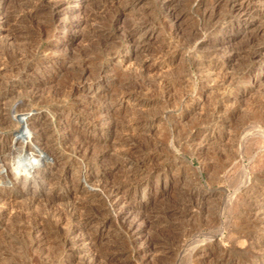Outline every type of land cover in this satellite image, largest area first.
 I'll use <instances>...</instances> for the list:
<instances>
[{
	"label": "bare ground",
	"instance_id": "1",
	"mask_svg": "<svg viewBox=\"0 0 264 264\" xmlns=\"http://www.w3.org/2000/svg\"><path fill=\"white\" fill-rule=\"evenodd\" d=\"M81 1L82 0H39L38 3L32 6V5H27V2L23 4H21L22 3L21 2L18 4L17 2H15V0H0V18L2 17L1 19H3V20L0 19V25L4 26L3 23L7 25L8 21L10 22V20L11 21L13 20V22H15L16 24L18 22L24 23L15 27H12L11 25V27L7 29V32L3 33V37L1 36L3 38L2 40H4L5 43L11 42L14 44V42L12 41L21 36L23 37V35L26 36L27 34L28 36V34L34 33L38 37L44 35L48 36L52 34L55 29H60L62 32H64L65 37L67 39H71V40L86 39L89 37L91 33L90 26H91V22L95 20V17L92 16L91 14L89 15L88 13L84 15L82 14L81 8L77 9L76 7L77 5L75 4L81 3ZM117 1L122 2L120 8L122 11L128 8H134L135 3L137 2V0H117ZM160 1L163 7V14L159 21L160 28L168 24L170 26V30L173 29L174 33H176V30L181 27L178 23L179 17L182 12L180 1L179 0H160ZM193 3L195 4L194 6L195 9L192 8L195 11L193 18L194 21L186 29V32L184 31L182 32L186 33L185 34L187 37L186 45H188L191 48L190 50L195 51L193 55L197 54L193 59L194 62L192 60V62L195 64L194 66H196L197 70H199L198 76L194 75V77H197L196 81H201L202 83L204 82L207 85L209 82L213 81L214 83L213 86L217 87V90L218 87L222 86L225 82L226 83L228 82L227 84H229L228 86L230 87L237 86V87L246 88V85L248 83L245 81V78L249 75L258 76L259 73H261L264 70V21H263L264 0H195ZM135 18L137 17L135 16ZM148 19L149 18L136 19L137 20V21L135 20L136 23L132 24V26L125 27V25H122L120 27V33L117 32L119 33L118 38L120 37L121 39H123L127 46V49L130 50V58L135 53L139 54L141 58L137 60V62L135 60L136 63L133 62L134 63V66H132L133 69L130 68V70L132 69L131 72L134 73L133 75L132 74L131 75L129 74L130 76L125 75L123 76L124 78L120 76V78L122 79L118 78L119 80H114L115 78L113 79L116 88L114 87V85L112 87H114L116 90L112 89V92L108 93L107 97H103L101 103L105 107V109L101 111L99 114L94 113V111L92 110L93 107L90 108L87 107V105L78 106V107L77 106L68 107L66 103L63 104L65 102L64 98L72 96L75 93V90H77L76 87L73 85V81L74 82L81 81L85 76H87L86 74L89 73L94 74L95 77L96 75H99V73L101 72L102 70L101 67H98L94 63L93 64L97 66L96 68L89 67V65L92 63V60L86 59L87 57L81 58V60L77 64L74 63L73 68L70 69L71 70L69 72L70 75L67 74L69 75L68 79L71 82H69L70 84H68V91L65 92V94L59 89L54 90L56 89L54 88L53 90H49V91L45 90L47 91L45 95L42 87L46 83H48L49 80H47L46 77L45 78L39 77L40 79H34V78L30 79L28 77V74L26 73L29 70L26 72L23 71L19 72L20 74L17 75V77H20V79L22 80H19L18 78L15 79V77L14 78L6 77L7 78L6 81L3 79L5 81L3 85L4 87L3 90H0V224H2V226L5 225L6 229L9 227L10 224L11 225L10 228L12 229V231L28 238L29 241L28 245L32 248L31 250H33V248L34 250L40 249L46 252L48 249L52 250L50 249L52 248L51 246L56 244V243L52 244L53 243L52 241H55L54 238H57L59 240V244L61 245V252H64V254L67 253L68 256L72 252L71 248L74 247L75 243L69 241L67 242L65 237H67V235L68 237H70L69 236L70 234H72L73 237L74 235L76 236L77 234L78 237L80 236L79 234L81 235L86 234L87 240H89L88 243L86 242L87 244L86 251L88 250L89 254L87 252V254L85 253V257L80 256L83 258L80 257L79 258L82 260L85 259L86 264H99L93 249L95 245L98 244V241H100L104 237L105 232L101 229V227L98 229L97 226L94 230L92 229L93 230L92 232L85 231L87 226L90 225L91 222L93 223V221L98 220L99 217H101L102 219L101 222L102 225H104L105 221L109 218L110 220L118 219L120 221L126 222L128 220V217L133 216L131 220H135L136 218H138L140 221V219L143 218L144 216L143 212L145 211L141 207H138L135 204H134L135 206H132L133 209H130L131 207L128 208L127 205L135 202L136 198L145 199L148 203L151 201L154 202V200L158 199L159 196L163 195L166 192V190L164 192L162 190V193L160 192V194L159 193L152 194L151 191L146 189V186L150 184L151 182L150 177L153 174L154 176L156 175V177H159L161 173L167 174L168 171L172 169L171 166H167L166 164L164 165L163 162L160 161V155H159L160 152L158 151L160 146L159 144L162 141L164 142V140H161V138H163V136L167 135L168 133L167 134L163 133L164 134V135L162 134L163 136L160 133L161 136L160 135L159 136L161 138H159L157 142H155L156 139L155 138L154 139L155 143L154 142L152 143L151 141L152 137L150 135H147L148 133L146 135L143 134V132L145 130L148 132L151 129L152 124L157 119V117L154 115L151 116L149 114L151 118L148 119L150 116L148 117L147 115H145L146 114L144 113L145 111H142L144 107L141 109V111H139L140 110L139 107L142 104L148 102L146 98L145 99L141 98L142 96L140 93L144 92L145 94L147 92L148 94L149 93L151 94V92L149 91L152 89H153L152 91H154V89H157L158 93L159 90L162 89V95L161 97H158V99L167 102V104L168 102L170 103L172 101L174 104L175 95L171 93V90L174 89L175 86L178 85V83L175 85V82L169 83L160 80L161 78L160 79L155 78L154 77L155 75L153 76L155 66L153 65L152 62L153 60L155 61V58L159 57L160 59V57H163L164 55L175 51V49L171 47L172 48L171 50L168 44L167 45L161 44L160 46L158 45L157 47L155 45L154 47L148 43V41H150L149 40L150 36L152 35L151 32L152 29L157 28V26L154 24L156 20L153 22ZM54 22L55 24L53 25ZM73 23H77L76 24L77 27L80 28L78 30L71 29V25ZM225 23H226L225 26L226 28L224 34L226 36L217 35L215 31H217V28L218 29L220 27L222 28V25ZM249 29L251 30L253 29L254 30L253 33H251V31L250 33H248ZM168 30L169 27L167 28V32ZM170 30L169 32H171ZM230 35L236 37V40H238L237 43L238 45H234L233 42L229 41L228 36ZM202 36L207 37V39L205 40L201 39ZM156 38L158 37L156 36ZM182 38L181 40L183 41ZM257 38H259V41L258 40L255 41V39ZM114 40L115 39H112L113 42H115ZM170 40H172V37ZM179 40L180 39H178V42ZM23 41L26 42V39ZM180 42L179 44H181ZM115 43L111 44L112 47L111 46L110 47L113 49L118 47V43L117 44ZM107 49H106V53L108 51ZM116 49L113 51L115 52ZM198 51L201 53L199 54L196 53ZM217 57H220V59H218ZM130 58H126L124 60L121 59L122 60L121 62L124 63V61H127ZM6 59L7 57L0 58V68L2 67L0 69L1 76L3 75L2 72L7 73L8 71H10L8 72L10 73L9 75L10 77L13 74V73L11 74V71L13 70L16 71L15 69L18 70V67H21V70L22 67L23 68L27 67L28 69H30L29 66L31 62L29 63L25 61L24 58L22 57L18 58V60L16 57L15 61L17 62L10 66L7 65L8 62H6L7 61ZM234 61H236L237 63H235ZM62 67L63 66H55L53 64L50 67L45 66L44 69L42 68L43 70L38 68L39 70L37 69L36 71L43 73L45 70H48L49 72L53 71L54 74L55 73L64 74V72H62L63 69ZM34 70H30V71L36 73ZM157 76L158 75L156 74V77ZM183 76L185 77V75ZM217 78H220V82L217 81ZM182 79L184 78L182 77ZM0 81L2 82L1 79ZM154 82L157 84V86L154 85L155 84ZM8 85L9 87H7ZM228 86H224L225 87L224 90L222 89L223 86L221 87V89L219 88L220 90H222L220 92L221 96H218L215 103H213L215 105L212 108L213 109L212 112L209 111L211 114L209 117H207V119L208 118L209 119L205 120L206 123L202 121L205 124L201 126L199 125L200 127H195L190 131H188L189 132L188 135L186 137L184 136L185 138L183 137V139L182 138L179 139V136L177 137L173 132L167 135L170 136L169 145L173 151H177V150L179 151L180 149L182 150L184 146L185 147L189 146L193 141L199 145L200 143H204L205 141L211 139H214L215 141L216 140L215 137L219 140L220 138L225 137L227 131L226 130L227 127L225 128L226 117L235 115L237 111V106L235 104L237 102L233 98L234 94L232 93L233 96H231V92L228 89L226 90V87ZM40 89L43 90V92L40 91ZM19 91L27 92V96L25 98L23 97L24 99L21 100L22 102L20 101L16 105L12 104L10 107H7L5 101H9L7 99H11L14 96V94ZM186 92L183 94H178L180 95V98H178L180 103L191 97V94ZM209 93H211V91ZM175 94L177 93L175 92ZM215 94H218L217 91ZM151 96L154 97L153 95ZM155 99L157 98L155 97ZM98 100L97 103L100 101ZM175 100L177 102V99ZM62 101L64 102L62 103ZM43 106L45 108H43ZM11 109H13L12 111H14L15 116H12L7 112V110H11ZM128 111L130 113H133V115L130 114L132 116L130 117L128 116V118L126 119H121L123 113H125L124 115L125 117L126 114L128 115V113H126ZM17 113L20 115H18ZM121 113L122 116H120ZM145 116H147L148 118H145ZM60 117L63 118V120H61V122L63 121V123L57 125L56 119ZM101 119L104 120L102 121ZM255 126L252 128H255ZM258 128L259 130L262 129L260 127ZM258 128L256 130H258ZM252 131L254 130L252 129ZM262 131L264 130L262 129L261 133H263ZM258 132L260 133V131ZM255 135L253 136L254 138ZM167 136H165V139ZM229 137L227 138L230 139ZM106 139H111L113 141L112 145L115 148L116 151L115 153L119 155L118 161L111 163L109 162L110 153L108 151V148L106 147H102L103 148L102 150H99V152L96 151L94 155L92 154L91 156L92 157L94 156L93 158L89 155L91 154V152L93 153V149L94 147H96L98 142H100L101 140H103L104 142V140ZM263 142L264 141H262V143ZM104 145L105 144H103V146ZM191 150L188 151L184 149L182 151L184 154L187 152L193 154L202 151L196 147L193 148L192 151ZM221 153H222V149H221ZM214 154H216V152ZM239 154H241L240 151ZM238 155H236L237 158ZM229 158H231V162H232L233 157H228V159ZM237 160H238L237 165L241 169L242 176L240 175V178L241 177L242 179L243 177L246 178L245 181L242 182L243 184H241V186L239 185L241 188L243 187V189H245L243 192L240 191L241 193H243V197L249 199L246 218L250 223V225L253 227L251 230L248 229L246 230L248 231L246 234V238L247 240H249L248 242L249 247L247 248L251 249V253L254 251L252 258L250 259L249 262L247 261L248 262L247 264H264V239L261 237L264 234L263 232L259 233L258 231H256V228L259 226L260 229H262L261 228L262 223L264 227V182L260 181L259 186H256L254 184L255 179L253 178L255 177V173L253 172L252 168L254 167L255 164L253 165L252 168L248 166L244 162L243 154H241ZM252 160L253 162H255L256 158ZM76 163L79 164L77 165L78 168L73 169L72 166L73 164H75L74 166H76ZM148 163L150 167L146 168V164L148 165ZM232 164H234V162ZM99 166L102 167L106 166L108 167V169L106 170L103 169L104 171L95 170V168ZM122 170L124 171V175H123L124 179L121 182L119 181V184L115 183L114 180H110V179H109L110 181L107 180V178L110 175L113 176L115 172H119ZM71 177H74L73 182ZM256 181L257 180H255V182ZM142 185L143 188L140 190L139 187ZM31 187H34V190L32 189L33 190L32 195L28 196L29 194L27 195V193H29ZM46 187L50 192L45 193L42 196L43 198L39 200L40 198H38V196L35 195L36 192L34 193V191L36 189L42 190ZM28 189L30 190L28 191ZM55 189L56 190L59 189L60 193L56 194V191H54L55 193L52 192ZM188 189L189 188H187V190L184 191L181 188L180 192L184 196H188L189 200L193 204V205L191 204L192 206H194V204L195 206L196 205L199 206L202 202L201 200H203L202 199L203 197L213 194V192L202 193L198 190L193 191L191 189L190 190ZM131 190H133V197H131L130 199L129 193L132 192ZM22 197L23 198L26 197L24 198L26 202L24 203L22 200L19 199L20 201L23 202V205L22 203L21 205L19 204L20 206L16 205L15 203L17 202L19 203L17 199L18 198L23 199ZM178 203L180 204V202ZM186 205H184L183 207H185ZM186 208H188V206ZM142 221L143 222L141 224L131 225L125 232V234H127L126 237H132V236L134 237V235L139 236L140 233L142 234L144 228H146L145 225L147 223V219H144ZM6 225H8V227ZM124 226L127 227L126 224ZM5 227L4 228L1 227V229L2 230L4 229L6 231ZM10 228L8 231L9 235L10 232H12ZM123 231H125V228ZM52 237L54 238L51 241ZM134 241L132 244H134ZM144 242H146V244L148 243L147 245L148 247H144V249L142 250L145 252L144 254H146L153 249L154 244L150 243V240L148 242L147 240ZM45 244L46 246L47 244H50L48 245L49 248L47 247L48 249L45 247ZM111 249H113V247ZM127 249H131V248H127ZM117 250L120 249L117 248ZM247 251L249 250L247 249ZM196 253L202 254L201 250L199 249L196 250ZM57 254L59 255L60 253L57 252L56 255ZM108 254L109 255L107 257L109 259H113L116 256L114 251H111ZM45 255L46 254H44V256ZM56 257L58 260H54V262L49 261L46 264H66L59 261L60 256L59 257L56 256ZM230 258H225L224 260L221 259L219 264H234V260ZM3 259L4 258H2V260ZM45 259L48 258L46 257ZM5 261L4 260L1 261L2 264ZM103 261L106 262L105 260ZM7 262H8L7 264H14V263H10L9 261ZM81 262L83 263V261ZM106 264L109 263L106 262Z\"/></svg>",
	"mask_w": 264,
	"mask_h": 264
},
{
	"label": "rangeland",
	"instance_id": "2",
	"mask_svg": "<svg viewBox=\"0 0 264 264\" xmlns=\"http://www.w3.org/2000/svg\"><path fill=\"white\" fill-rule=\"evenodd\" d=\"M38 1L37 0H22V1L15 0V2H17L18 4L21 2H22L21 4L27 2V5H32V6L35 5L36 3H38ZM179 1H180V6L182 8V12H181V15L179 17L178 23L181 27L176 30V33H174L173 29L170 30V26L168 24L166 26H163L160 28V22L159 21L162 17V14H163V7H162V3L160 0H157V1L156 0H137V2L134 5V8H128V9H125L123 11L120 9L122 2H119L117 0H85V1L82 0L81 3L75 4V5H77L76 6L77 9L81 8L82 14H84V15L88 13L89 15L91 14L92 16L95 17V20H93L91 22V26H90V32H91L89 35L90 38L89 37L86 38L87 40L86 39H82V40H80V39H77V40L76 39L75 40L67 39L65 37L64 32H62L60 29H55L54 32L48 36L44 35V36L38 37L36 34L31 33L32 35L28 34V36H27V34H26V36L23 35V37L21 36L19 38L14 39L12 41V42H14V44L11 42H10L11 44L5 43V41L2 40L3 39L2 38L3 33L4 32L6 33L7 29L10 28L11 25H12V27H15V26H19L20 24H24V23L18 22L19 24L18 23L16 24L15 22H13V20L12 21L10 20V22L8 21L7 25L5 23H3L4 26L0 25V29H1L0 30V38H1L0 39V58H6L7 57L6 62H8L7 63L8 66L13 65L17 62V61H15L16 57H17V60H18V58L22 57V58H24L25 61H27L29 63L31 62V63L29 66L30 69H28L27 67H24V68L22 67V70H21V67H18V70L15 69L18 73L13 70L14 72L11 71V74L12 73L13 74L10 77H9L10 73H8L10 71H8L7 73L2 72V74H3L2 76L0 73V77H1L0 79L2 80V82L0 81V84H1L0 90H3V87H4L3 85H4V82L6 81L7 78H11V77L14 78L15 77V79L18 78L19 80H22V79H20V77H17V75L20 74L19 72H22V71L26 72L28 70L30 71V70L35 69L34 71L36 73H34L33 71H30V72L28 71L26 73L28 74V77L30 79H33V78L34 79H40L42 77L43 78L46 77V79L49 80V82L46 83L42 87L44 90V94L49 90H53L54 88H56L54 90L59 89L60 91L64 92V94H65V92L68 91V84H70L69 82H71L68 79L69 78L68 76L70 75L69 72L71 71L70 69L73 68V64L74 63L77 64L81 60V58L87 57L86 59L92 60V63L89 65V67L90 68H96L97 66L101 67V69H102L101 72L99 73V75L95 76L96 78L94 77V74L89 73V74H86L87 76H85L81 81H78V82L73 81V85L76 87L77 90H75V93L72 96L65 97L64 98L65 102L62 101V103L63 102H64L63 104L66 103V105L68 107H74V106L78 107V106L87 105V107H90V108L93 107L92 110L94 111V113L99 114L101 111H103L105 109V107L101 103V100L103 99V97H107V94L111 93L112 89L116 90L115 89L116 87L114 85V80L122 79V78H124L123 76H125V75L126 76H128L129 74L133 75L134 73L131 72L133 69L132 66H134V63H136L137 60H139L141 58V56H139V54H136V53L135 54L133 53L134 55H132L130 58V50L127 49V46H126L124 40L121 39L120 37L118 38V34L120 33V27L122 25H125V27L132 26V24L136 23V21H137L136 19H139V18H141V19L149 18L148 20L153 21V22L156 20L154 22V24L157 26V28L152 29V31H151L152 35L150 36V39H149L150 41H148V43L154 47H155V45L157 47L158 45L160 46L161 44H165V45L168 44V46H170L171 50H172V48L175 49V51L170 52L169 54H166L163 57H160V59H159V57H157V58H155V61L153 60V62H152V60H151V62L155 66L153 76L155 75L154 76L155 78H158V79L161 78L160 80L166 81L169 83L175 82V85L178 83V85H176L177 88L175 86V88H174L175 91H174V89L171 90V93L176 96V97L174 96V98L177 99V102L174 99L175 105L173 104L172 101L170 103L168 102V104H167V102H164V101L158 99V97H161V95H162V89H160V88H159L160 89L159 93L161 92L160 94L157 92L158 91L157 89H154V91H152L153 89L150 90L149 92H151V94L150 93L148 94L147 92L145 94H144V92L140 93L142 96L141 98H144V99L146 98L148 100V102H146L145 104H142L139 107L140 108L139 111H141V109L144 107L142 109V111H145L144 112V113H146L145 115H147L148 117L150 115L151 116L154 115L158 119V120L156 119L153 122L151 129L148 132L145 130L143 132V134L146 135L148 133L147 135H150L152 137L151 138L149 136L152 139L151 140L152 143L154 142L155 138H156L155 142H157V140L159 138H161L160 136L163 133H165V134L168 133L167 135H169V134H171V132H173L177 137L179 136V139H181V138L183 139L184 136L186 137L188 135V133H189L188 131H190L191 129H193L195 127H200L201 125L206 123L205 120L209 119V118L207 119V117L210 116V114H211L210 112H212V110H213L212 108L215 105L213 103H215L218 96H221L220 95L221 94L220 92L222 91V90H220L221 87L223 86L222 89L224 90V88H225L224 86H228L229 84H227L228 82L227 83L225 82L222 86H219L218 90H217V87L213 86V84H214L213 81H211L212 84H211V82H209L208 85L204 82L202 83L201 81H196L197 77H194V75L198 76L199 70H197L196 66H194L195 64L193 63L194 62L193 59L197 54L193 55L195 53V51L190 50L191 48L188 45H186L187 44L186 43L187 37L185 35L186 33H184V32H186V29L190 26V24L194 21L193 18H194V14H195V11H194L195 4L193 2L195 0H179ZM65 5H67V4H65ZM83 8L85 11L83 10ZM192 8H194V9H192ZM130 9H132V10H130ZM65 13H66V11H65ZM141 14L142 15L144 14V15L142 16ZM63 15H65V14H63ZM108 15H109V17H108ZM135 16L137 18H135ZM1 20H3V19H1ZM189 20H190V22H189ZM263 21H264V18H263ZM54 24H55V22L53 23V25ZM76 24L77 23H73L71 25V29H77L78 30L80 27H77ZM7 26H9V27H7ZM225 26H226V23L222 25V28L221 27L219 29L217 28V31H215L216 34L219 36H226L224 34L225 28H226ZM168 27H169V30L171 31V32H169V30H168V32L170 34L167 32ZM165 28H166V30H165ZM182 31H184V32H182ZM250 31H251V33H253L254 30L249 29L248 33H250ZM117 32H119V33H117ZM178 33H179V36H178ZM171 34H173V35H171ZM156 36L158 38H156ZM184 36H185V38H184ZM171 37H172V40H170ZM180 37L181 38L183 37L182 38L183 41L181 40ZM22 39L23 40L26 39V42L23 41ZM112 39H115L114 41L116 43L113 42ZM178 39H180L179 42L182 41V42H180L181 44H179ZM201 39L205 40V39H207V37L202 36ZM228 39L230 42H233L234 45H238L237 44L238 40H236V37L230 35V36H228ZM20 40H22V41H20ZM174 40H176V41H174ZM257 40L259 41V38L255 39V41H257ZM110 42H112V43H110ZM170 42L172 45L170 44ZM113 43H115V44L118 43V47H116L117 49L111 48L112 47L111 44H113ZM186 46H188V47H186ZM106 49L108 51H110L111 53L108 51L106 53ZM115 49H116V51L114 52L113 50H115ZM178 49H180V50H178ZM176 50H178V51H176ZM108 53H110V54H108ZM196 53L199 54L201 52L198 51ZM78 55H81V56H78ZM19 56H21V57H19ZM13 57H15V58H13ZM75 57H76V59H75ZM126 58H130V59L127 61H124V63L121 62L122 60H124ZM217 58L220 59V57H217ZM135 60H136V62H135ZM192 60H193V62H192ZM131 61H132V63L133 62L134 63L132 64ZM236 61H234V62L237 63ZM93 63L97 66H95ZM53 64L55 66H63L62 72H64V74L63 73H59V74L55 73L54 74L53 71L49 72L48 70H45L43 73L36 71L38 68L44 69L45 66L50 67ZM130 68H132V69L130 70ZM155 69L157 70V72ZM63 70H65L67 73ZM230 71H231V68H230ZM125 72H127L128 74ZM36 74L37 75L39 74V75L37 76ZM67 74H69V75H67ZM156 74L158 75L157 77H156ZM183 75H185V77ZM120 76H122V78H120ZM178 76L179 77L182 76L184 79H182V77L179 78ZM54 77H55V79H54ZM58 77H60V78H58ZM56 78H58V79H56ZM177 78H178V81H177ZM182 80H184V81H182ZM180 81H182V82H180ZM217 81L220 82V78H217ZM245 81L248 83L246 85V88L237 87V86L226 87V90L228 89L231 92V96H233L232 93L234 94L233 98L237 102V103H235L237 106V111H236L235 115L226 117L225 128L226 127L227 128L229 127V128L228 129L226 128L227 131H226L225 137L220 138V140L215 137L216 142L214 141V139H211V140L205 141L204 142L205 144L200 143L199 145L193 141V142H191V144L189 146H186V147L184 146V148H182V150L186 149V150L190 151L191 148L193 150V148L196 147L202 151L197 152V153H193V154H190L187 152L184 154L181 149L179 151L178 150L173 151L169 145L170 144V139H169L170 136H167L164 134H163L164 136L162 135L164 139L161 138V140H164V142L158 141V142H161L159 144L160 146L158 149V151L160 152V154H159L160 155V161L163 162L164 165L166 164L167 166H171L172 169L168 171V173H167L168 175L165 173L164 174L161 173L159 177H156V175L154 176V174H153L150 177L151 182L148 186H146V189L151 191L152 194H155V193L160 194V192L162 193V190H163V192L166 190L167 193L165 192L163 195L159 196L158 199L154 200V202L151 201L152 203L151 202L148 203L145 199H142V198L141 199L136 198L135 202L127 205L128 208L131 207L130 209H133L132 206L137 205L138 207H141L145 211V212H143V215L145 217L143 215L142 216L144 219H147V223L145 225L146 228H144L142 234L140 233L141 235L139 234V236L134 235V237L133 236L132 237H126L127 234H125V232L127 231V229L131 225L141 224L143 222L142 220H144L142 217H141L142 219H140V221H139L138 218H136L135 220H131L133 218V216H130V217H128V220L126 222L120 221L118 219L110 220V218H109L105 221L104 225H102V223H101L102 219H101V217H99L98 220L93 221V223L91 222L90 225L87 226L85 231H89V232L91 231L92 232L97 226L98 229L101 227V229L105 232L104 237L100 241H98L97 245H95V247H94L95 250L93 249V251L95 252L96 258L98 259L99 264H106V262L109 264H219L221 259L224 260L225 258H230V257H231L230 259L234 260V264H247L250 261L254 251L251 253V249L247 248V247H249V245H248L249 240H247V238H246V234L248 232L246 230L247 229L251 230L253 227L250 225V223L248 222V220L246 218L247 211H248L247 206L249 204V199L246 197H243V193H241V192H243L245 189H243V187L242 188L240 187L241 184H243L242 182L245 181L246 178H244V177H243V179H242V177L240 178L241 169L237 165V162H238L237 159L240 157L241 154H243L244 162L248 166H250L252 168L253 165L255 164L252 169H253V172L255 173V177L253 179L257 180L256 182L254 180V184L256 186H259L260 181L264 182L263 181L264 180V142L262 143V141H264V137H263L264 131H262L263 133H261V130L262 129L264 130V70L261 73H259L258 76L257 75L247 76L245 78ZM199 82L202 84H200ZM261 82H263V83H261ZM49 83H50V85H49ZM101 84H102V86H101ZM113 85L115 88L112 87ZM154 85L157 86L156 83ZM7 87H9V85ZM64 87H66L67 89ZM200 87H202V88H200ZM154 88H155V86H154ZM178 88H180V89H178ZM215 89H216L218 94H215L216 93ZM43 90L40 89V91H42V92H43ZM45 90H47V91H45ZM179 90L181 91V93ZM203 90H204V92H203ZM184 91L185 92L187 91L186 93L191 94V97L180 103L179 99H178V98H180V95H178V94H183V93H185ZM188 91H190V92H188ZM210 91H211V93H209ZM24 92L25 91L16 92L11 99H7L9 101L11 100L10 102L5 101V104H7L6 106L10 107L12 104H15V105L18 104L21 100H23L27 96V92H25V93ZM175 92L177 94H175ZM153 93L156 95H154ZM214 94H215V97H214ZM151 95H153L154 97H152ZM97 96H99V97H97ZM62 97H63V95H62ZM155 97L157 99H155ZM213 97L215 98V100ZM95 98H97V99H95ZM98 98L100 101L98 100ZM193 98H195V99H193ZM191 99H192V101H191ZM97 100L99 101L98 103H97ZM237 100H239V101H237ZM162 103H164V104H162ZM168 105H170V106H168ZM43 108H45V107L43 106ZM12 110L13 109L7 110V112L10 115L15 116L14 115L15 113ZM170 110H171V112H170ZM122 113L120 116H122ZM126 113H128V115L126 114V117H125L124 116L125 113H123V116L121 119H126V118H128V116L130 117L133 115V113H130L129 111ZM139 113H141V112H139ZM130 114H132V115H130ZM18 115H20V114H18ZM147 116H145V118H148ZM151 116L148 119H150ZM60 118L56 119L57 125L63 123V121L61 122V120H63V118H61V119ZM101 120L103 121L104 119H101ZM202 121L205 123H203ZM254 126H255V128H252ZM258 127L262 128V129L259 130ZM257 128H258V130H256ZM229 129H230V131H229ZM252 129L254 131H252ZM258 131H260V133ZM253 132H256V133H253ZM160 133H161V135H160ZM254 135H255V138L253 137ZM165 136H167L166 139H165ZM229 136H231V137H229ZM227 137H229L230 139H228ZM258 137H260V138H258ZM261 139H262V141H261ZM220 143H221V145H220ZM103 144H105L106 146L105 145L103 146ZM112 144H113V141L111 139H106V140H104V142H103V140H101L97 144L99 147L96 145V147H94V149H93V153L91 152V154H89V155L90 156L92 154L94 155V153L96 151L99 152V150L103 149L102 147H106V148H108V151L110 153L109 162L111 163V162L118 161L119 155H117V153H115L116 151H115V148L113 147ZM194 145H195V147H194ZM222 147H224V148H222ZM221 149H222V153H221ZM247 149H249V150H247ZM239 151L241 154H239ZM215 152H216V154H214ZM243 152L246 154H244ZM236 153H238L239 155ZM231 155H233V156H231ZM234 155H235V157H234ZM236 155H238V158ZM228 157H233L234 161L232 160V162H231V158L228 159ZM163 158H164V160H163ZM255 158H256L257 162L256 161L253 162L252 159H255ZM205 161H206V164H205ZM233 162L235 165L232 164ZM74 165L75 164H73V166H72L73 169H77L78 168L77 165H79V164L76 163V166H74ZM149 167H150L149 163H148V165L146 164V168H149ZM103 169L106 170V169H108V167L99 166V167L95 168V170H99V171H102ZM123 170H125V169H123ZM123 170L119 171L120 174H119V172H115L113 176L110 175L111 178L109 176L107 178V180L108 181L114 180L115 183L119 184V181L121 182L124 179V177H123L124 171ZM239 171H240V173H239ZM164 177H165V179H164ZM256 177H259V178H256ZM73 178L74 177H71L72 182L74 180ZM149 186H150V188H149ZM142 188H143V185L139 187L140 190ZM181 188L184 191L187 190V188H189L188 190H190V189L193 191L198 190L202 193H209V192L212 193L213 192V194L203 197L202 198L203 200H201L202 201L201 204L200 205L198 204L199 206H197V205L195 206V204H194V206H192L193 204L189 200L188 196H184L183 194H181V192H180ZM30 189H28V191L30 190L29 193H27V195L29 194L28 196L32 195L34 187H31ZM44 189H42V190L36 189L34 191V193L36 192L35 195L38 196V198H40L39 200H41L43 198L42 196L45 193L50 192L47 187ZM57 190L55 189L52 192L56 191V194L60 193L59 189H57ZM131 191L132 192L129 193L130 199H131V197H133V190H131ZM131 194H132V196H131ZM167 194H168V196H167ZM162 196H163V198H162ZM24 198H26V197H24ZM24 198L23 199L18 198L17 200L19 201V203L17 202L15 204L21 205V203H22V205H23V202L24 203L26 202V200ZM19 199L22 200L23 202L20 201ZM141 200H142V202H141ZM178 202H180V204ZM146 204H148V205H146ZM175 204H176V206H175ZM184 205H186V206L183 207ZM187 206H188V208H186ZM197 207H199V208H197ZM184 210H186L188 212H186ZM101 211H103V210H101ZM245 212H246V215H245ZM189 213H190V215H189ZM137 221H139V222H137ZM127 222L128 223L131 222V223L128 224ZM150 223H153V224H150ZM123 224L124 225L126 224L127 227H125ZM0 225H1L0 226V231H1L0 236H2V237H0V239L2 240L3 238H5L2 241L0 240V246H1L0 250L2 249L0 251V257L4 258L3 259L4 261L6 260L5 261L6 263L3 262V264H7L8 263L7 261H9L10 263H14V264H16V263L17 264H46L49 261L54 262V260H58L56 256H58V257L60 256L59 261L62 263L86 264L85 259H83V260L80 259V258L85 257V253L87 254V252H88V254H89V251L88 250L86 251V248H87L86 242L88 243V241H89V240H87L86 234L85 235L82 234L83 236L81 234H79L80 235L79 237H78V234L76 236L74 235V237L72 234H70L69 235L70 237H68V235H67V237H65L67 242L69 241V242L75 243L74 247L71 248L72 252L67 256V253L64 254V252H61V245L59 244V240L57 238L52 237V239H51V241L53 240V238L55 240V241H52L53 242L52 244L56 243L55 245L51 246L52 248H50V249H52V250L48 249L49 248L48 245H50V244H47V246L45 244V247L46 248L48 247L47 252L42 251L40 249L34 250V248H33V250H31L32 248L28 245V242H29L28 238H26L23 235H19V234L15 233L14 231H12V229L10 228V226H11L10 224H9V227H8V225H6L8 227L7 229H6L5 225H3V226H2V224H0ZM1 227L2 228L5 227L6 231L4 229H3L4 230L3 231L1 229ZM9 228L12 231V232H10V235L8 232ZM124 228H125V231H123ZM261 228L262 229H260V226L257 227L256 231H258L259 233L263 232V234H264L263 223L261 224ZM253 230H255V229H253ZM2 232H4L5 234ZM166 235H167V237H166ZM147 236H149V237H147ZM261 237L264 239V235H262ZM130 238H131V240H130ZM132 240L133 241L135 240L134 244H132L133 243ZM146 240H147V242L150 240V243L154 244V246H153V249L150 250V252L144 254L145 252L142 250L144 249V247H148L147 246L148 243L146 244V242H144ZM53 247H54V249H53ZM96 247H99L100 249L96 248ZM112 247H113V249H111ZM116 247L120 250H117ZM126 247L131 248V249H127ZM197 249L201 250L202 254L196 253ZM247 249L249 251H247ZM223 250H224V252H223ZM38 251H39V253H38ZM111 251L115 252V254H116V256L114 257L115 259L114 258L109 259L107 257L109 255L108 253H110ZM57 252L60 253L61 255L60 254L56 255ZM43 253L47 255V256L46 255L45 256L48 259H45L46 257L44 256ZM1 255H3V256H1ZM80 256H83V257H80ZM219 257H220V259H219ZM2 258H0L1 259L0 262L3 261ZM12 258H13V260H12ZM99 259L101 260V262ZM103 260H105L106 262H104ZM81 261H83V263ZM0 264H2V262Z\"/></svg>",
	"mask_w": 264,
	"mask_h": 264
}]
</instances>
